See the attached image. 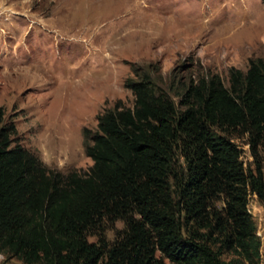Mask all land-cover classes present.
Segmentation results:
<instances>
[{"label":"trees","instance_id":"1","mask_svg":"<svg viewBox=\"0 0 264 264\" xmlns=\"http://www.w3.org/2000/svg\"><path fill=\"white\" fill-rule=\"evenodd\" d=\"M264 3V0H261ZM133 107L118 105L84 134L85 175L49 171L3 124L0 108V253L23 264H256L250 214L264 205L257 149L264 144V62L191 83L179 110L149 78L127 82ZM249 139L254 168L227 136ZM223 199L221 211L212 203ZM125 230L112 246L88 240L105 221ZM232 256L223 259L224 254Z\"/></svg>","mask_w":264,"mask_h":264},{"label":"rangeland","instance_id":"2","mask_svg":"<svg viewBox=\"0 0 264 264\" xmlns=\"http://www.w3.org/2000/svg\"><path fill=\"white\" fill-rule=\"evenodd\" d=\"M256 60L264 62L261 0H0L3 124L16 129L12 146L62 175L90 171L84 134L97 131L103 112L133 107L127 82L149 78L183 110L191 83L216 75L229 88L231 70L245 73ZM219 135L254 168L246 135ZM257 153L264 180V144ZM211 206L221 211L223 199ZM250 214L260 242L256 264H264V205L257 198ZM124 230L120 220L105 221L88 240L112 246ZM3 256L4 264H23Z\"/></svg>","mask_w":264,"mask_h":264},{"label":"built area","instance_id":"3","mask_svg":"<svg viewBox=\"0 0 264 264\" xmlns=\"http://www.w3.org/2000/svg\"><path fill=\"white\" fill-rule=\"evenodd\" d=\"M5 258L3 254L0 253V264H4Z\"/></svg>","mask_w":264,"mask_h":264}]
</instances>
